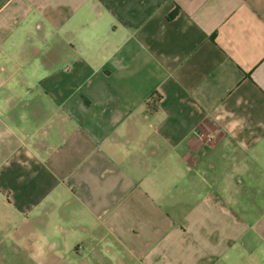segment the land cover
<instances>
[{
  "label": "crops",
  "instance_id": "0c3cea01",
  "mask_svg": "<svg viewBox=\"0 0 264 264\" xmlns=\"http://www.w3.org/2000/svg\"><path fill=\"white\" fill-rule=\"evenodd\" d=\"M12 249L264 264V0H0Z\"/></svg>",
  "mask_w": 264,
  "mask_h": 264
},
{
  "label": "rangeland",
  "instance_id": "374dc122",
  "mask_svg": "<svg viewBox=\"0 0 264 264\" xmlns=\"http://www.w3.org/2000/svg\"><path fill=\"white\" fill-rule=\"evenodd\" d=\"M254 196H256V193H254ZM0 261L3 264H38L32 255L15 253L14 249L12 251L6 250V253L4 250V254H0Z\"/></svg>",
  "mask_w": 264,
  "mask_h": 264
},
{
  "label": "built area",
  "instance_id": "2783aa9c",
  "mask_svg": "<svg viewBox=\"0 0 264 264\" xmlns=\"http://www.w3.org/2000/svg\"><path fill=\"white\" fill-rule=\"evenodd\" d=\"M214 141H215V137L209 134L207 135V138L205 140V145L210 147Z\"/></svg>",
  "mask_w": 264,
  "mask_h": 264
}]
</instances>
